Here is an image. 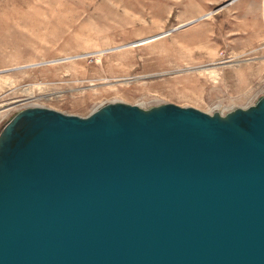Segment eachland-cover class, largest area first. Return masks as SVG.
I'll return each mask as SVG.
<instances>
[{"label": "water", "instance_id": "1", "mask_svg": "<svg viewBox=\"0 0 264 264\" xmlns=\"http://www.w3.org/2000/svg\"><path fill=\"white\" fill-rule=\"evenodd\" d=\"M0 264H264V95L45 107L0 131Z\"/></svg>", "mask_w": 264, "mask_h": 264}, {"label": "rangeland", "instance_id": "2", "mask_svg": "<svg viewBox=\"0 0 264 264\" xmlns=\"http://www.w3.org/2000/svg\"><path fill=\"white\" fill-rule=\"evenodd\" d=\"M264 95V0H0V131L28 107L224 115Z\"/></svg>", "mask_w": 264, "mask_h": 264}]
</instances>
